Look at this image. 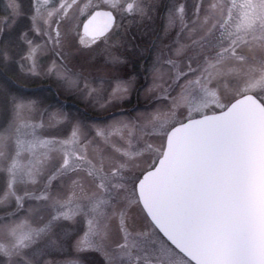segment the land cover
<instances>
[{
	"label": "snow or ice",
	"instance_id": "6c2138e0",
	"mask_svg": "<svg viewBox=\"0 0 264 264\" xmlns=\"http://www.w3.org/2000/svg\"><path fill=\"white\" fill-rule=\"evenodd\" d=\"M0 264H264V0H3Z\"/></svg>",
	"mask_w": 264,
	"mask_h": 264
},
{
	"label": "rangeland",
	"instance_id": "374dc122",
	"mask_svg": "<svg viewBox=\"0 0 264 264\" xmlns=\"http://www.w3.org/2000/svg\"><path fill=\"white\" fill-rule=\"evenodd\" d=\"M3 6V0H0V7ZM135 67L139 68L140 65L137 64ZM145 81L143 78V75H141L140 77V84L144 85ZM50 87H52L50 85V83L47 80H35L33 82H30L28 84V91L31 93H36L38 95L41 96H46L49 97V100L51 103H55L56 99H59L63 104L68 106V109L75 112L77 110H81L83 111L85 109V106L79 101V99L77 98H73V97H68L65 95H59L56 96L54 95L55 93V89L52 88V91H50ZM147 104V101L144 99L143 96L139 95V94H134L131 98V102L129 104H125L122 105L120 107L117 108H109L107 109V111L109 113L112 112H119L120 108H123L125 110L131 111L133 109V106H136L137 109L142 108L143 106H145ZM88 114L89 115H93V116H103L104 113L100 112V111H93L91 109L88 110Z\"/></svg>",
	"mask_w": 264,
	"mask_h": 264
}]
</instances>
